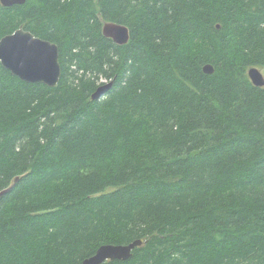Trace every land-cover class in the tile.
<instances>
[{
	"label": "trees",
	"instance_id": "trees-1",
	"mask_svg": "<svg viewBox=\"0 0 264 264\" xmlns=\"http://www.w3.org/2000/svg\"><path fill=\"white\" fill-rule=\"evenodd\" d=\"M20 27L58 47L61 76L27 84L0 65V192L18 178L0 264H81L135 240L104 264H264V87L247 78L264 77V0L0 5V39Z\"/></svg>",
	"mask_w": 264,
	"mask_h": 264
},
{
	"label": "water",
	"instance_id": "water-1",
	"mask_svg": "<svg viewBox=\"0 0 264 264\" xmlns=\"http://www.w3.org/2000/svg\"><path fill=\"white\" fill-rule=\"evenodd\" d=\"M24 3L25 0H0V4L5 8L23 5ZM102 35L117 46H125L130 40L129 29L112 22L103 23ZM26 52L36 55L25 56L21 54ZM0 65L8 70L12 76L27 84H42L54 88L58 85L61 76L58 47L51 42L35 37L22 27L0 39ZM203 73L212 75L214 73L213 66L206 64L203 67ZM248 76L253 86L264 87V77L261 70L250 68ZM112 86L113 82L99 86L91 95V100H99ZM17 181L18 178L14 180L12 185ZM12 185L0 192V198L10 191ZM143 244L142 240H135L126 245H102L91 257L84 259L81 264L126 262L132 257V252L136 248L142 247Z\"/></svg>",
	"mask_w": 264,
	"mask_h": 264
},
{
	"label": "snow or ice",
	"instance_id": "snow-or-ice-1",
	"mask_svg": "<svg viewBox=\"0 0 264 264\" xmlns=\"http://www.w3.org/2000/svg\"><path fill=\"white\" fill-rule=\"evenodd\" d=\"M22 55H25V56H32V55H36L34 53H30V52H26V53H21Z\"/></svg>",
	"mask_w": 264,
	"mask_h": 264
},
{
	"label": "bare ground",
	"instance_id": "bare-ground-1",
	"mask_svg": "<svg viewBox=\"0 0 264 264\" xmlns=\"http://www.w3.org/2000/svg\"><path fill=\"white\" fill-rule=\"evenodd\" d=\"M1 5V4H0ZM2 6V5H1ZM5 69V68H4ZM6 70V69H5ZM8 71V70H7ZM247 78H248V80L250 81V83H251V80H250V78H249V76H248V72H247Z\"/></svg>",
	"mask_w": 264,
	"mask_h": 264
},
{
	"label": "rangeland",
	"instance_id": "rangeland-1",
	"mask_svg": "<svg viewBox=\"0 0 264 264\" xmlns=\"http://www.w3.org/2000/svg\"><path fill=\"white\" fill-rule=\"evenodd\" d=\"M257 69L261 70L260 68H257ZM102 82H107V81H102Z\"/></svg>",
	"mask_w": 264,
	"mask_h": 264
}]
</instances>
